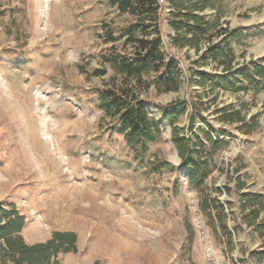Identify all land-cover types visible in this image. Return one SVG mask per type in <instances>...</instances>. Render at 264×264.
I'll return each mask as SVG.
<instances>
[{
	"label": "rangeland",
	"instance_id": "1",
	"mask_svg": "<svg viewBox=\"0 0 264 264\" xmlns=\"http://www.w3.org/2000/svg\"><path fill=\"white\" fill-rule=\"evenodd\" d=\"M186 3L205 22L186 35L196 47L171 46L161 20L162 49L175 60L149 67L143 84L128 78L161 130L140 155L103 118L95 90L122 83L101 54L114 46L132 56L127 29L141 38L142 28L113 0H0V178L12 180L0 202L25 217L28 245L55 231L77 235V252L58 254V264H264L256 229L264 225V85L238 77L250 62L264 65V0ZM230 56L227 74L221 62ZM100 68L105 75H91ZM169 77L177 90H165ZM180 100L181 109L163 108ZM219 109L244 125L223 121ZM169 114L209 159L199 187L172 144ZM208 200L223 205L230 241L215 210L202 211Z\"/></svg>",
	"mask_w": 264,
	"mask_h": 264
},
{
	"label": "trees",
	"instance_id": "2",
	"mask_svg": "<svg viewBox=\"0 0 264 264\" xmlns=\"http://www.w3.org/2000/svg\"><path fill=\"white\" fill-rule=\"evenodd\" d=\"M188 0H171V7L174 16L171 20L172 28L177 32L174 39L180 46H195L194 36L188 38L189 34L203 32L205 22L193 15V9L186 3ZM120 13L128 12L134 19L136 27L142 28L143 37H134V27L127 29L129 34L124 43H131L134 47L132 56L117 53L112 47L111 53H102L101 57L105 63H113L117 66L119 73L124 76L120 85H106L95 90L97 107L103 113V118L108 119L114 126L113 131H117L123 138L126 146L137 150L143 155L147 150V144L156 141L161 133L160 127L154 118L148 116L140 92L128 87V78H135L138 84H143L142 75L149 67H159L163 63L164 56L161 52V36L158 25L157 13L159 6L156 0H113ZM194 21V25L189 23ZM135 27V28H136ZM153 27L152 36L149 37L148 29ZM203 29V30H202ZM184 35L180 38L179 34ZM115 40L114 38H111ZM196 47V46H195ZM218 55L215 52L214 57ZM170 62L173 63L172 60ZM225 72L229 74L232 70V56L226 61L222 60ZM106 74L104 68L94 69L93 76H103ZM239 79L246 82L247 86H253L256 82L264 85V65L261 63H249L244 66L238 74ZM171 79L169 86L165 90H177L179 83L176 78ZM245 89V88H240ZM186 104L185 100L170 102L163 108L167 110L181 109ZM193 108V106H192ZM193 112L189 115V127L193 122ZM223 113V121L239 122L243 120L238 112L227 113L225 109H219ZM237 116V117H236ZM172 114L165 116L166 121L171 126V141L176 149L182 168L186 171V177L191 186H200L207 176L212 172L209 159L202 157L197 145L185 135H181L179 130L172 123ZM245 133H249L246 131ZM0 202V264H58L56 257L58 254L77 252V235L69 231H55L50 238L44 242L28 245L20 235L24 225L25 217L20 215L13 204L7 208ZM202 211L212 207L216 217L222 225L228 240L231 234L223 225L224 207L217 200L202 201ZM261 237H264V225L256 227ZM261 254L264 255V242Z\"/></svg>",
	"mask_w": 264,
	"mask_h": 264
},
{
	"label": "crops",
	"instance_id": "3",
	"mask_svg": "<svg viewBox=\"0 0 264 264\" xmlns=\"http://www.w3.org/2000/svg\"><path fill=\"white\" fill-rule=\"evenodd\" d=\"M114 6H115V10H116V12L118 13V14H121L122 16H126L127 18H129V19H133V21H134V19L136 18V17H132V15H130L128 12H125V13H120L119 11H118V9H117V7H116V4H114ZM173 10V9H172ZM173 16H174V13H171V14H165V10L163 9V8H159V10H158V13H157V17H158V25H159V23H160V21L162 20V21H164V22H166V25H167V27L169 28V29H171V30H173V33L171 32V33H169L168 35V38H166L167 40L169 39V41H170V44H171V46H177L178 48H180V49H185L186 47H188V45H184V46H180L178 43H176L175 42V39H174V37H175V34L177 33L173 28H172V26H171V20L173 19ZM161 35V34H160ZM163 45H164V38H163V36L161 35V52L163 53V56H164V58H168V59H171V60H175V58L174 57H172L171 55H169V54H165L164 53V51H163V49H162V47H163ZM168 56V57H167ZM23 229H24V227H23ZM23 229H22V231H21V233H20V235L22 236V233H23ZM22 238H23V236H22ZM50 238V237H49ZM48 238V239H49ZM76 246H77V244H76Z\"/></svg>",
	"mask_w": 264,
	"mask_h": 264
},
{
	"label": "bare ground",
	"instance_id": "4",
	"mask_svg": "<svg viewBox=\"0 0 264 264\" xmlns=\"http://www.w3.org/2000/svg\"><path fill=\"white\" fill-rule=\"evenodd\" d=\"M0 174H1V172H0ZM4 174H6V172H5ZM3 176H4V175H3ZM3 176H2V177H3ZM7 176H8V175H7ZM4 178H5V177H4ZM4 178H3V179H4ZM11 184H12V180H11V178L6 179V181L1 180V178H0V188L2 189V191H4V189H5L6 192H7V189H10Z\"/></svg>",
	"mask_w": 264,
	"mask_h": 264
},
{
	"label": "built area",
	"instance_id": "5",
	"mask_svg": "<svg viewBox=\"0 0 264 264\" xmlns=\"http://www.w3.org/2000/svg\"><path fill=\"white\" fill-rule=\"evenodd\" d=\"M156 3L159 7H162L163 5L166 4V0H156Z\"/></svg>",
	"mask_w": 264,
	"mask_h": 264
}]
</instances>
